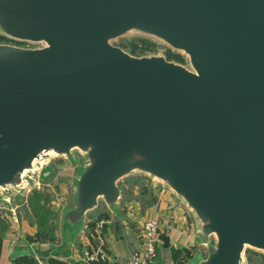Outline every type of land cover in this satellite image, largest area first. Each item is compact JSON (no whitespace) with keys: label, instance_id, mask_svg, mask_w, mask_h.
<instances>
[{"label":"water","instance_id":"1","mask_svg":"<svg viewBox=\"0 0 264 264\" xmlns=\"http://www.w3.org/2000/svg\"><path fill=\"white\" fill-rule=\"evenodd\" d=\"M129 34L190 69L111 44ZM0 36L25 44H0V208L57 178L52 157L75 167L63 245L30 258L75 264L89 213L119 220L132 175L186 207L195 264L264 252V0H0Z\"/></svg>","mask_w":264,"mask_h":264},{"label":"crops","instance_id":"2","mask_svg":"<svg viewBox=\"0 0 264 264\" xmlns=\"http://www.w3.org/2000/svg\"><path fill=\"white\" fill-rule=\"evenodd\" d=\"M56 167L59 169L57 174L59 181L56 183L71 185L75 167L73 165ZM121 182L123 181H120L119 187L123 196ZM20 207V211H0V264H14L19 258H30L36 252L46 251L52 243L44 240L35 241L37 229L33 215L27 204ZM56 212L58 211H53L54 217L57 215ZM109 216L104 206L88 215L86 228L79 235L71 252V259L75 264H78L82 246L97 245L94 238L97 221L108 219ZM25 219L30 221L28 225L30 230L24 224ZM148 220H155L158 223L154 264H195L194 252L201 246L193 219L186 207L164 188L154 190L153 201L146 207L139 221L133 225L126 223L115 225L116 220L111 219V223L103 231L105 236L103 250L107 257L103 264H125L134 251H143L145 238L142 225Z\"/></svg>","mask_w":264,"mask_h":264},{"label":"rangeland","instance_id":"3","mask_svg":"<svg viewBox=\"0 0 264 264\" xmlns=\"http://www.w3.org/2000/svg\"><path fill=\"white\" fill-rule=\"evenodd\" d=\"M1 37V36H0ZM141 41H146L151 44V50L142 53L140 51H134L132 46H141ZM0 44H8V45H16V46H24L25 44H18L13 41H9L7 39H0ZM111 44L113 46L121 48L123 51L126 53L134 56V57H143V56H151V55H158L164 57L166 60L182 65L186 67L187 69H190V65L188 63L187 57L179 51L172 50L165 44L160 43L154 38L148 37V36H143L139 34H129L127 36L121 37L116 39L115 41H112ZM168 53H171L173 55H178L183 59V62H179L176 59H168ZM76 157L78 158V155L75 152ZM80 158V157H79ZM66 161L64 158H59V157H52L49 162H48V167H55L59 171L58 167L56 166H63L66 165ZM51 179V178H50ZM58 178H53L49 182L46 181L45 184H40V186H35L33 187L32 191L36 190L42 193L43 195H48L50 196V203L49 207L51 208L52 211H58L56 212L57 215L54 217V222H56V228L60 220L61 216V211L65 210V208L71 206V185H66V184H57ZM121 182V187L123 190V196L121 199V205L119 208V220L115 222V225L118 224H127V225H133V223H136V221H139L140 216L142 213L145 211L146 207L150 205V203L153 201V195H154V190L157 188H163L158 182L156 181H151L147 177L143 175H132L128 178H125ZM53 188V189H52ZM31 191V192H32ZM25 195V194H24ZM30 196V195H29ZM20 196L18 199L19 200H12L10 203V207L3 206L0 208V211H20L22 205L28 206V197ZM25 200V202H24ZM24 203V204H23ZM29 207V206H28ZM103 208L102 202L99 204V208ZM30 210V207H29ZM31 211V210H30ZM95 212V211H94ZM92 212V213H94ZM91 214V213H89ZM89 218V217H88ZM111 219H113L111 216L105 220L107 224L103 227L101 232H98V230L95 227V239L97 242L96 246H82L80 248V257L79 260L77 261L78 264H91L90 257L96 256L97 258L99 256L104 257V261H101L100 259H97V264H103L107 261L106 254L103 250V246L105 244V236L103 235V231L105 227L111 223ZM151 221V220H148ZM146 222V221H145ZM157 222V221H156ZM24 224L27 229L30 230V221L29 220H24ZM158 226V223H157ZM142 231H143V225H142ZM144 234V231H143ZM56 236L57 239L56 241H53L50 244V248L47 247L48 250H53L56 247H59L62 244V241L58 235V230L56 229ZM85 250H90L89 252V257L83 255V251ZM206 257V249L204 247H198L196 251L194 252V263H197V261L200 258H205ZM243 260L244 264H264V252L261 251H256L251 248H245L243 252Z\"/></svg>","mask_w":264,"mask_h":264},{"label":"trees","instance_id":"4","mask_svg":"<svg viewBox=\"0 0 264 264\" xmlns=\"http://www.w3.org/2000/svg\"><path fill=\"white\" fill-rule=\"evenodd\" d=\"M2 39V37H0ZM134 51H140L145 53L151 50V44L146 41H141V46H132ZM168 59H176L179 62H183V59L178 55H173L168 53ZM50 196L43 195L39 191H32L31 195L28 197V206L30 207L31 213L33 215L34 224L37 229L36 242L40 240L53 242L56 239V228L53 224L54 216L53 211L49 207ZM14 264H38L32 258H19ZM48 264H68L63 261L50 259ZM181 264V263H180Z\"/></svg>","mask_w":264,"mask_h":264},{"label":"built area","instance_id":"5","mask_svg":"<svg viewBox=\"0 0 264 264\" xmlns=\"http://www.w3.org/2000/svg\"><path fill=\"white\" fill-rule=\"evenodd\" d=\"M106 219H101L97 221L96 229L98 232H101L103 227L107 224L105 222ZM143 231H144V250L143 251H134L129 259V261L125 264H154V259L156 257V236L158 233V226L155 220L146 221L143 223ZM90 250L83 251V255L89 257ZM97 259L104 261V257L96 256L90 257L91 264H95ZM99 264V262L97 263Z\"/></svg>","mask_w":264,"mask_h":264}]
</instances>
